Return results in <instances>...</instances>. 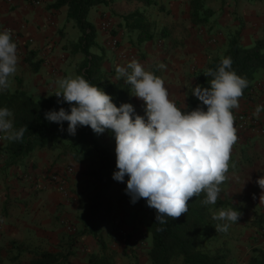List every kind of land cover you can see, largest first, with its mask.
Listing matches in <instances>:
<instances>
[{"label":"crops","instance_id":"obj_1","mask_svg":"<svg viewBox=\"0 0 264 264\" xmlns=\"http://www.w3.org/2000/svg\"><path fill=\"white\" fill-rule=\"evenodd\" d=\"M54 1L44 0L34 6L30 0H0V30L4 26L12 29L19 57L8 88L22 89L35 99L54 95L58 79L77 76L76 64L83 57L71 48L80 35L79 29L67 20L66 5L56 8L52 6ZM161 2L166 3L169 18L159 13L149 17L151 10L161 12ZM205 4L214 12L205 25L191 23L189 0H153L148 5L139 0H109L92 6L88 19L95 26L98 44L92 51H104L102 89L112 83L126 85V77L118 78L116 68L127 67L126 61L135 59L163 79L169 98L178 107L186 104L190 108L191 90L199 84V72L224 52L231 35L242 45L264 38V0H206ZM137 7L149 20L156 21L154 38L140 43L137 30L125 25V16ZM102 20L110 23L107 31L100 28ZM163 27L166 30L161 34ZM216 32L222 36L211 42L209 37ZM112 38L117 41L114 47L110 44ZM119 52L131 54L132 58L121 60ZM129 98L135 113L140 108V115H144V101L133 94ZM257 105L264 106V71L257 72L252 92L240 97L239 107L232 110L245 111L264 126V108L259 117L254 115ZM109 133L100 136L102 141L97 133L95 136L116 156L115 138ZM6 143L7 139L0 138V264L25 262L41 251L60 253V264H92L94 257L106 264H152L148 253L151 235L145 228L148 214L131 202L118 201L125 191L122 185H110L112 209L101 225L99 240L91 234L76 236L81 228L83 203L94 189L88 174L90 163L74 161L48 143L32 149L17 163L6 165ZM67 166L72 168L67 177L73 194L71 201L60 194L54 183L48 184L50 173L62 172ZM229 167L221 183L226 186L224 197L242 215L239 221L228 222V231L219 239L224 243L241 242L245 247H264V190L256 183V178L264 173V134L252 129L236 141ZM28 176L35 178L36 183H47V188L40 189ZM66 223L73 224L74 231L68 232Z\"/></svg>","mask_w":264,"mask_h":264},{"label":"clouds","instance_id":"obj_2","mask_svg":"<svg viewBox=\"0 0 264 264\" xmlns=\"http://www.w3.org/2000/svg\"><path fill=\"white\" fill-rule=\"evenodd\" d=\"M18 60L11 30H0V91L9 87ZM232 63L231 57H223L216 69L204 73L212 77L210 86H192L191 94L202 102L195 108L178 107L169 98L163 79L133 59L127 67L117 66L116 72L132 85L131 94L144 101V115L136 114L128 102L118 107L110 94L83 76L58 79L53 94L62 98L58 103L68 102L70 110L60 107L44 115L62 131L67 121L70 135L80 126H90L97 134L111 130L117 169L113 178L126 183L125 192L132 203L144 198L156 210V221L166 224L165 217L187 213L191 197L203 192L206 198L202 202L215 204L221 192L219 185L226 179L231 149L237 141L232 109L239 107L248 85L247 79L232 69ZM262 108L257 105L254 115L259 117ZM12 116L9 108L0 107V138L21 140L27 126L16 129ZM256 183L264 190V173ZM241 215L233 208L220 209L213 218L225 223L217 224L216 231L227 232L228 222L239 221Z\"/></svg>","mask_w":264,"mask_h":264},{"label":"trees","instance_id":"obj_3","mask_svg":"<svg viewBox=\"0 0 264 264\" xmlns=\"http://www.w3.org/2000/svg\"><path fill=\"white\" fill-rule=\"evenodd\" d=\"M109 0H55L53 7L66 5L67 20H72L80 31L78 39L71 44L72 52L79 51L83 57L76 64L77 76H83L89 83L103 88L104 72L101 69L104 60V51L93 52V47H98L95 41L96 29L88 19V12L92 6L108 3ZM143 4H150L153 0H139ZM253 1V0H252ZM206 0H189V17L193 25H205L210 22L213 10L206 6ZM125 25L130 30H137V41L144 42L154 38V22L148 19L146 13L135 8L125 16ZM166 28L161 29V34ZM223 57H231L232 69L245 77L248 85L243 89L244 97L252 87L253 80L258 71H264V38H259L251 45H242L235 35L228 38L227 47L224 52L213 57L207 64L206 69L198 74L199 84L210 86L212 77L204 75L207 69L220 64ZM35 71L36 68L34 67ZM110 94L113 102L119 107L121 103L132 104L130 95L133 92L132 85L119 87L117 84H110L104 90ZM55 94L40 99H35L22 89L10 90L9 88L0 91V107H7L13 113L11 119L14 127L27 126L21 140L9 141L3 148L6 165H12L24 158L32 149L52 143L69 154L74 161L89 162L88 174L92 177L94 189L86 202L83 203L81 228L77 235L91 234L97 240L100 238L101 225L110 217L112 201L108 197V190L112 183H118L126 189V183L113 178L116 169V156L103 146L96 138L95 132L90 126H80L75 135L67 132V121L63 122V131L56 122L46 120L45 112L58 110L64 107L70 110L68 102L58 103ZM192 108L202 102L197 97L190 99ZM140 115V112H137ZM114 135L111 130H108ZM230 169V167H229ZM228 169V170H229ZM127 176H125V181ZM206 193L193 196L188 201L187 213L181 214L178 218L165 217L166 224L156 221V210L147 205L144 198L132 203L130 196L124 191L118 197V201L131 202L138 210H145L148 220L145 228L151 235V248L148 253L152 264H175L177 260L181 264H232L223 250L216 248L212 251L209 244L217 241L225 232L216 231L219 221L213 218L214 213L220 209L233 208L235 204L230 199L218 196L215 204H204ZM163 229L158 230V229ZM61 254L51 251H41L34 254L28 261H18L16 264H60ZM106 264L103 260L94 257L92 264ZM247 264H264V247L255 246L249 256Z\"/></svg>","mask_w":264,"mask_h":264},{"label":"built area","instance_id":"obj_4","mask_svg":"<svg viewBox=\"0 0 264 264\" xmlns=\"http://www.w3.org/2000/svg\"><path fill=\"white\" fill-rule=\"evenodd\" d=\"M9 2H11L12 0H7ZM44 0H30L31 4H33L34 6H39L42 4ZM10 29L11 30V34L13 33L12 29L9 26H4V29ZM100 28L104 31H107L110 28V23L107 20H102L100 22ZM13 35V34H12ZM220 32H216L213 33L210 37L209 40L211 42H214L218 39V37L220 36ZM110 44L114 47L117 44V41L115 38H112V40L110 41ZM119 57L122 59L125 58H132L131 54L127 55L126 52H119ZM263 85V84H261ZM252 92V87L249 89V93ZM233 115L235 117L234 119V127L236 128V135H237V141L240 140L243 135L247 134L249 131L256 130L257 132L264 134V126L260 124V122L258 120H256L255 118H252L249 113L245 112V111H235L232 110ZM107 132V130H105L104 133L98 134L99 136H102L103 134H105ZM0 136H2L0 134ZM72 172V168L70 166H67L65 168V170H63L62 172H56V173H50L48 176V184L49 183H54L56 185V188L58 191H60V193L65 197V198H69L70 197V192L68 190V186H67V177L68 175ZM28 180L30 182L36 183L35 178H33L32 176H28ZM36 185L40 188V189H46L47 188V183H40L37 182ZM66 227L69 231H74V227L70 224V223H66Z\"/></svg>","mask_w":264,"mask_h":264},{"label":"rangeland","instance_id":"obj_5","mask_svg":"<svg viewBox=\"0 0 264 264\" xmlns=\"http://www.w3.org/2000/svg\"><path fill=\"white\" fill-rule=\"evenodd\" d=\"M158 10H160L161 12L159 11H156L155 10H151V13L148 14L149 17H153V15L156 13H159V16H165L166 18H169L167 16V13H166V3L164 2H161L160 5L158 6ZM161 13V14H160ZM162 18L160 17L157 21H160ZM152 22H154L155 24V20H151ZM222 36V35H221ZM129 58V57H128ZM127 58V59H128ZM126 58L125 59H121V60H127ZM130 61L127 60L126 61V65L129 63ZM192 98H195V96L193 95ZM191 104H190V109H191ZM142 110V109H141ZM136 112H140V108H138L136 110ZM107 132L109 133V131L107 130ZM106 132V133H107ZM110 134V133H109ZM105 135V134H104ZM98 137V136H97ZM99 140H101V137L99 136L98 137ZM102 141V140H101ZM102 144V142H101ZM219 187L221 188V192H220V195L222 197H224V195L226 194V186L224 184H220ZM69 192H70V197L67 198V200L69 199L71 201V199L73 198V194H72V191L68 188ZM60 192V191H59ZM61 194V193H60ZM69 201V203H70ZM73 226V224H71ZM261 228V227H259ZM68 232H71L69 231L68 229H66ZM72 234V233H71ZM74 234V233H73ZM209 248L214 251L216 248H219L221 250H223V252L226 254V256L228 257V259L231 261L232 264H247V260H248V256H250L252 254V245H247V247L244 246L243 243H234V242H231V243H228V242H222L221 239H218L217 241H214L212 242L211 244H209ZM41 249V248H40ZM247 249V251H246ZM233 258V259H232ZM247 258V260H246ZM239 262V263H238ZM175 264H181V261L180 260H177Z\"/></svg>","mask_w":264,"mask_h":264}]
</instances>
